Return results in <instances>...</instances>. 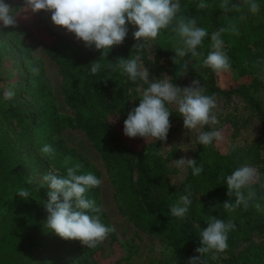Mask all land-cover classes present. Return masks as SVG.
<instances>
[{
  "label": "trees",
  "instance_id": "16d2710c",
  "mask_svg": "<svg viewBox=\"0 0 264 264\" xmlns=\"http://www.w3.org/2000/svg\"><path fill=\"white\" fill-rule=\"evenodd\" d=\"M229 2L238 4L240 7L225 13L220 8L222 0H180L181 8L177 18L180 16L194 17L197 26L204 28L208 32V36L197 48L199 56L177 58L175 63L174 61L170 63L173 81L198 79L206 95L214 94L223 98L248 92L256 85L257 71L253 68V63L258 56H263L260 51L264 50V0H256L259 4V11L255 14L244 4V0H229ZM200 4H204L205 7H198ZM232 26L237 29L238 35L231 31ZM220 28L226 30L221 34V39L224 42L222 51L229 57L230 70L235 71L239 77L248 79L229 88H221L218 85L217 73L203 65V60L206 59L208 53L214 50L211 47V34ZM1 30H4L24 53L23 65L26 66V70L23 69L27 76V82L23 92L29 94L32 99L36 98L38 106L43 104L37 109L30 108L31 103H27L21 95L20 86L25 83V79H21L14 87V95L8 101L7 110H1L9 120L17 121L19 132L23 138V140L19 139L17 144L22 146L19 143L30 142L27 147L25 146L22 154L27 158L30 157L31 163L39 169L53 168L57 170L55 175L60 177H66L67 167L77 163L82 165L79 174L91 172L96 176L90 163L83 155L69 150L62 141L45 134L48 125L57 124V115L53 105L49 102L46 103L41 82L44 81L43 71L39 70L38 65L21 42L20 35L27 31L26 28L20 25L5 28L2 25ZM170 33H173L170 28L162 29L154 41L157 43V49L152 68L156 75L163 70V67L158 63L159 58L164 55L172 57L171 49H168L167 45H163L161 40L162 37ZM125 40L121 45L113 46L107 57L102 56V51L93 55L90 51L73 44L65 37L57 35L53 36L51 43L44 47L50 59L60 68L65 80V100L68 106L74 110V119L77 124L91 140L102 146L107 160L110 159L119 168L121 176L117 189L119 197L125 199L127 207L130 208L126 211L129 219L137 227L154 234H162L165 238L172 240L180 264H187L189 258L199 255L195 250L200 246V231L192 233L184 231L181 225H178L177 218L171 216L170 208L187 185L193 184L198 190L197 193H205L199 204L192 208L197 223L202 229L207 226L206 221L209 216L223 219L225 222L232 221L236 226L235 230L228 234V249L222 253L205 254L204 264H218L219 262L223 264H264V256H261L259 262L254 263L246 253L237 254L233 250L240 235L244 236L251 229L263 226L264 216L254 207V204L258 199L264 200L262 199L264 198V188H261L259 183L254 184L252 187L258 196L256 200L249 202L247 209L241 205L235 211L229 212L222 205L228 200L234 203L235 196L229 197L226 183L218 181V177L222 174L225 177L232 174L245 162L254 167V159L250 153L230 149L223 155L214 149L213 144L203 146L197 142L193 159L197 161V166L203 167L204 171L200 175L194 176L192 170L187 169L185 180L175 188L163 182V172L157 163V144L152 146L150 142H146L141 149L132 151L116 131L114 121L124 123L128 112L134 108L129 103L130 94L140 83L139 81L133 83L119 70L106 67L109 62L115 64L121 58L126 60L131 55H140L136 50H133L136 41L134 39ZM175 44H178V47H183L179 36L176 38ZM9 46L13 48L10 44ZM1 51L0 59L3 58V55L12 57L11 52H13L14 57L20 60L18 53L12 49L11 52ZM184 60L188 61L186 73L182 67ZM98 61H101L102 64L101 70L93 75L90 71V64ZM13 63L18 72H21L19 73L21 76L23 65L16 62L15 59ZM39 83L41 88L38 92ZM36 117H39V120ZM180 117L177 111L172 113L170 123ZM209 130H211L210 126L202 128V131ZM7 135L3 130H0V197L3 196L2 190L5 184H13L17 180L11 163L12 155L9 153L8 144L4 143V140L9 142ZM34 135L39 136L37 138ZM44 144H50L54 148V157L41 153L40 149ZM147 146L148 148H146ZM37 153L42 156H38ZM66 157H71V162L67 165L65 164ZM149 158H152L151 162H149ZM134 169L139 170L136 179H134ZM256 170L258 176L264 179V165ZM85 195L86 198L94 200L100 208L96 188L88 190ZM29 203L41 214L47 213L42 201L30 199ZM99 215L104 224L105 216L102 210ZM2 226L0 230V264H21L25 248L21 247V244L25 239H28L27 242L25 241L26 244L35 246L41 256H45L47 264H88L87 257L84 256L75 241L67 240L69 250L62 254L57 248L63 241L54 232L41 234L40 231H30L28 227L20 224L13 228L7 220L2 222ZM40 238L43 240L42 243H39ZM98 247L89 249L94 251ZM213 255H215V259L212 258ZM219 256L222 257L219 258Z\"/></svg>",
  "mask_w": 264,
  "mask_h": 264
},
{
  "label": "rangeland",
  "instance_id": "374dc122",
  "mask_svg": "<svg viewBox=\"0 0 264 264\" xmlns=\"http://www.w3.org/2000/svg\"><path fill=\"white\" fill-rule=\"evenodd\" d=\"M6 2L11 3L13 7L17 9V25L23 26L27 30L20 35L21 42L38 65L39 70L43 71L44 81L41 82L43 83L44 96L47 100L46 103H51L55 108L57 124L52 126L48 125L45 134L56 140L62 141L69 150L83 155L90 163L96 177L102 180V184L96 188L98 191L99 206L105 216L104 224L112 227L114 231L111 232L107 239L100 243L98 245L99 247L97 246L98 248L94 251H90L91 249L84 246L81 242L75 241L80 246L84 256L87 257L88 264H180L172 240L165 238L162 234H154L137 227L129 219L126 211L130 208L127 207L125 199L119 197L117 189L118 180L121 176L119 168L113 161L110 159L107 160L105 150L102 146L97 145L91 140L85 131L77 124L74 119V110L68 106L65 100V80L61 74L60 68L50 59L44 46L50 44L52 37L57 35L65 37L73 44L80 46L86 51H90L93 55L100 53L102 50L97 51L94 46L86 47L84 42L77 40L74 34L67 32L66 29L55 26L51 21V13L41 11L33 14L27 11V9L21 8L23 7L24 0H6ZM1 26L2 24H0V53H2L1 50L11 52L12 49V51L18 53L20 60L14 57L13 52H11L12 57L3 55V58L0 59V130L8 134L9 142L4 140V143L8 144L9 153L12 155L11 163L13 171L17 176V180L14 181L13 184H5L2 190L3 196L0 197V230L3 227L2 222L7 220L13 228L20 224L28 227L30 231H40L41 234H45L46 232L51 233L53 231L48 230L45 226L48 213L41 214L29 203V200L42 201L44 204L49 201L48 192L50 190H43L48 188V186L41 182L42 177L49 173L55 174L57 170L53 168L39 169L36 165L31 163L30 157H28V159L22 154L25 150V146L27 147L30 142L23 141L19 143L22 146L17 144L19 139L23 140L19 132L17 121L9 120L1 111L7 110L9 105L8 101L10 100L4 98V93L7 90H11L14 93V87L21 79H25L24 85L20 86L22 91L21 95L27 103H31L30 108L37 109L43 104L38 106L36 98L32 99L29 94L23 92L27 82V76H25L24 73L26 66L23 65L24 53L18 45L13 43L5 31L1 30ZM127 26L129 31L125 41H130L133 39V32L137 29L132 25ZM178 36L177 33L173 32L162 37L161 40L163 45H167L168 49L170 48L173 54L172 57L164 55L159 58L158 63L163 67V70L157 75L153 73L154 70L152 68L157 43L151 40L147 41L144 48L139 50L138 53H140V55L136 54L140 56L143 66L149 69L150 79H160L162 75L171 77L170 63L174 61L176 55L174 51L178 48V44H175V40ZM9 44L13 48H11ZM38 49L40 51H37ZM254 51L257 52L256 50ZM260 54L263 56H258L253 63V68L257 71L256 85L248 92L233 94L229 98L215 95L217 107L214 109V113L219 123L215 126H210L211 130L213 128L217 130L222 129L223 132V139L220 142L214 141L213 143V147L218 153L224 155L230 149L248 152L254 159V168L256 169L264 165L263 49L260 51ZM14 59L16 62L23 65L21 76L19 75L21 72H18L14 66ZM246 80L248 79L239 77L236 72L232 70L217 73L218 85L221 88H229ZM172 82L181 88L190 86L192 83L191 80L182 79L179 81L172 80ZM146 87L147 85L140 82L130 94L129 103L132 107H137L139 105L142 91ZM40 88L41 84L39 83L38 92ZM137 89H139V91H137ZM170 110L172 113L176 112L175 106H171ZM36 119L39 120V117H36ZM114 124L116 131L121 135L122 139L125 141L124 143L132 151L141 149L142 145L146 142H150L152 146L157 144V151L162 148H168L167 150H160L163 152V155H158L156 151L158 158L157 163L162 169L163 182L165 184L176 188L185 180L187 169H177L173 161L182 156L193 159L197 144V136L202 129L192 131L186 130L183 126V118L180 117L170 123L171 128L167 136V141L161 142L151 139L146 141L144 138L140 137L128 138L123 134L124 123L114 121ZM38 136L39 135H34V137L37 138ZM146 148H148V146ZM37 154L38 156H42L39 153ZM148 160L151 162L152 158ZM138 173L139 170L134 169V179L137 178ZM186 188H190L191 190L192 203L186 217L184 219L177 218V223L188 233L198 230L201 231L202 228L197 223L192 208L199 204L202 200V195L205 193H197L198 190L193 184H188ZM20 189L28 190L30 196L28 198L20 197L18 195ZM186 194L185 190L182 191L174 204L177 203L180 196ZM257 197L256 195V198ZM257 202L264 206V200L258 199ZM260 213L264 216V212L260 211ZM60 240L63 242L57 249L60 250L62 254L67 253L69 250L67 240L62 238H60ZM25 241L27 242L28 239H25ZM25 241L23 240L21 244V247H25L23 256L21 257V264H47L48 261H45V256L42 257L35 246H30L26 244ZM42 241V238H40L39 243H42ZM233 250L237 254L246 253L254 263L259 262L261 256H264V224L260 226V228L251 229L244 236L243 234L240 235V239L235 244ZM220 257L222 256H219V258ZM218 264L223 263L219 262Z\"/></svg>",
  "mask_w": 264,
  "mask_h": 264
},
{
  "label": "clouds",
  "instance_id": "9594fccd",
  "mask_svg": "<svg viewBox=\"0 0 264 264\" xmlns=\"http://www.w3.org/2000/svg\"><path fill=\"white\" fill-rule=\"evenodd\" d=\"M244 4L254 14L259 11L256 0H244ZM198 7L203 8L205 5L200 4ZM239 7L238 4H230L229 0H222L220 4L225 13ZM21 8L33 14L41 11L51 13V21L55 26L74 34L86 47L94 46L97 51L102 50L104 57H107L113 46L123 43L129 31L127 25L137 29L133 32V39L136 41L133 50L137 52L144 48L147 41H155L162 29L170 28L177 33L183 47L175 49L174 63L177 58L199 56L197 48L208 36L204 28L197 26L194 17L177 18L181 8L180 0H24ZM16 10L11 3L0 0V24L5 28L16 27ZM225 31L220 28L211 34V47L214 50L203 60V65L216 73L227 72L231 67L229 57L221 50L224 43L221 34ZM231 31L239 34L234 26ZM90 65L93 75L102 67L101 61ZM106 67L119 70L133 83L139 81L147 85L142 91L139 105L128 112L124 121L123 134L128 138L140 137L146 141L151 139L166 142L171 128V106H175L179 116L183 118L186 130H198L219 123L214 113L217 107L215 95H206L198 79L184 88L176 86L172 78L166 75H162L160 79H150L149 69L143 66L139 55H131L126 60L121 58L115 64L109 62ZM182 67L186 73L188 61L184 60ZM13 95V91L7 90L4 98L11 99ZM222 139V129L215 128L199 131L197 136V142L203 146L212 145L214 141L220 142ZM160 150L157 154L163 155ZM40 151L46 156H55V150L50 144H44ZM70 162L71 157H66L65 164ZM173 164L177 169L190 168L194 176L204 171L202 166H197L195 159L187 156L173 161ZM81 168L79 163L67 167L66 177L51 173L43 175L41 182L50 189L49 201L44 205L48 213L45 226L64 240L79 241L87 248H95L114 229L101 222V208L85 195L88 190L99 187L102 180L91 172L79 174ZM218 181L226 183L229 197L235 196L234 203L228 200L222 205L229 212L235 211L241 205L247 209L249 202L256 200L257 194L252 187L254 184L259 183L264 188V179L247 162L226 177L222 174ZM185 191L187 194L180 196L177 203L170 208L171 216L179 219L186 217L192 203V193L190 188ZM18 195L28 198L30 192L20 189ZM254 207L264 212V206L260 203H255ZM206 225L200 231V246L195 250L199 255L189 258L187 264H204L205 254L222 253L229 247L228 234L235 230L234 222L209 216ZM212 258L215 259V255Z\"/></svg>",
  "mask_w": 264,
  "mask_h": 264
}]
</instances>
